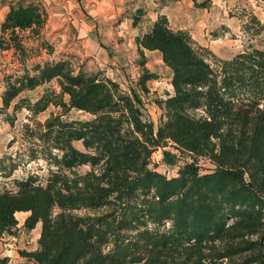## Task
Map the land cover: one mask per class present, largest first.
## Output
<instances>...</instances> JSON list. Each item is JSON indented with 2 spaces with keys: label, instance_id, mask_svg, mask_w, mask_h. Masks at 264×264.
I'll return each mask as SVG.
<instances>
[{
  "label": "trees",
  "instance_id": "trees-1",
  "mask_svg": "<svg viewBox=\"0 0 264 264\" xmlns=\"http://www.w3.org/2000/svg\"><path fill=\"white\" fill-rule=\"evenodd\" d=\"M130 18L141 55L160 53L171 71L157 126L136 90L71 58H42L55 53L43 39L42 0L10 3L0 51L16 68L4 78L3 108L15 103L32 119L52 106L60 112L25 128L29 160L51 169L0 191V239L27 213L26 230L41 225L39 248L22 252L34 264H264V23L250 15L245 50L218 59L167 16L152 20L146 6ZM156 78L144 70L139 86L148 92ZM52 83L36 102L21 98ZM72 111L89 118L67 117ZM169 145L192 158L174 176L153 167L154 153ZM164 154L177 165V154ZM201 159L213 168L203 171ZM6 160L0 173L9 178L19 165Z\"/></svg>",
  "mask_w": 264,
  "mask_h": 264
},
{
  "label": "rangeland",
  "instance_id": "rangeland-1",
  "mask_svg": "<svg viewBox=\"0 0 264 264\" xmlns=\"http://www.w3.org/2000/svg\"><path fill=\"white\" fill-rule=\"evenodd\" d=\"M55 1L44 2L49 12V21L43 35V39L54 46L55 53L51 57L44 51L42 58L50 60L71 58L77 68L83 67L89 73L100 72L119 82L126 91L136 90L144 102L147 118L157 126L162 111L156 100L166 98L168 93H172L171 71L164 64L160 53L147 51L143 56L139 52L135 43L139 29L133 28L129 22L133 8L127 6L125 13L121 15L123 21L118 26L114 23L106 26L102 21L103 17L91 12L95 9L91 10L83 0H67L71 5L65 4L60 8ZM208 3L209 6L205 9L196 5L194 8H187L186 16L180 18L177 25L190 32L197 49L200 51L208 49L218 59H230L243 52L249 39L244 32V24L252 14L264 23V0H209ZM7 4L8 1L0 0V32ZM83 23L90 27L97 26L85 35V31L81 32ZM143 61L144 66L141 65ZM14 68L16 67L12 64V53L0 51V161L7 158L6 164L14 160L19 165L9 178L0 173V191H14L15 180H22L30 175L42 178L48 175L51 167L45 161L29 160L30 144L25 141V128L27 125L34 127L36 122H44L52 112H60L52 106L32 119L26 108L15 111V103L4 109L2 105L4 78L6 74L12 73ZM144 70L157 76L147 83L148 92L139 86V79ZM49 87L56 89L57 84L52 83L27 92L21 98L36 102ZM67 117L89 118L88 115L76 111H72ZM77 146L82 148L81 143H77ZM165 151L177 154V165H169L164 161ZM190 161L192 158L189 155L181 154L173 145L161 148L153 155V167L169 176L177 175L179 167ZM199 165L203 171L213 168L204 159L199 161ZM86 170V167L80 169L81 172ZM27 216V213H18L19 226L14 235H6L0 239V264H34L24 257L22 252H31L39 248L41 225L32 231L26 230L24 223Z\"/></svg>",
  "mask_w": 264,
  "mask_h": 264
},
{
  "label": "crops",
  "instance_id": "crops-1",
  "mask_svg": "<svg viewBox=\"0 0 264 264\" xmlns=\"http://www.w3.org/2000/svg\"><path fill=\"white\" fill-rule=\"evenodd\" d=\"M8 1L7 6H5V14L9 11V5L14 0H6ZM44 2H48L49 0H42ZM82 1V0H81ZM83 3H87L91 10V12L100 15L103 17V23L107 25L118 26L120 22L123 21L121 15L124 14L125 9L134 6H146L149 10V17L152 20H155L159 15H165L168 17L171 25L173 27H177L182 29L180 25H177V21H180V18L185 17L187 14V8H194L193 0H87ZM45 4V3H44ZM55 4L60 7H64L63 5H67L71 3L67 0H56ZM124 7V8H123ZM128 20V19H124ZM130 25H132L131 18L129 19ZM95 26H88L85 23L81 26V32L85 31V35H88L89 31H92ZM100 27L101 24H100ZM119 28V27H116ZM113 34V32L111 33ZM110 34V35H111ZM39 226V225H38Z\"/></svg>",
  "mask_w": 264,
  "mask_h": 264
}]
</instances>
